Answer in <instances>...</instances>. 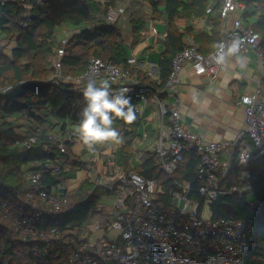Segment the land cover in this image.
<instances>
[{
  "label": "built area",
  "instance_id": "obj_1",
  "mask_svg": "<svg viewBox=\"0 0 264 264\" xmlns=\"http://www.w3.org/2000/svg\"><path fill=\"white\" fill-rule=\"evenodd\" d=\"M52 1L0 0V16L6 5H17L25 17L21 26L26 28L35 17V7L50 11ZM57 1L67 3L68 0ZM245 7L236 0H224L220 14L229 23L217 48L202 53L194 39L188 37L186 46L172 60L164 87L151 95L141 94L135 104L137 114L152 102L157 105L166 134L156 140L152 151L145 152L146 156L141 150L139 161L142 165L149 157H155L161 170L171 178L170 185L165 187L158 179L147 178L136 170H112L110 175L104 174L94 166L96 156L81 159L68 150L67 142L78 140L75 130L63 136L48 132L47 137L59 156L54 160L47 158L43 168L27 172L33 187L16 200L17 211L4 204L16 245L6 259L0 257V264H248L244 221L217 216L214 209L215 203L226 195L246 198L254 208L260 206L259 201L251 198L256 182L264 176V50L260 34L244 22L241 14ZM212 9L213 5L209 4L206 13ZM124 13L122 6L109 11L107 23L113 24ZM151 28V33L158 35V29ZM71 39L69 32L57 38L52 62L54 72L49 81L56 85L69 84L81 94L89 78L96 79L97 83L107 79L113 90L126 88L128 95L141 84L130 69L98 57H92L79 74L65 73L63 58ZM234 41H240L235 54H255L262 76L256 80L253 91L242 94L238 101L244 107L245 121L237 135L211 141L182 121L181 72L186 64H191L197 74L216 78L225 68L227 50ZM221 54L224 59L217 62ZM127 64L130 68L142 66L136 54L128 57ZM147 66L148 74L157 78L152 67L155 64ZM38 134L20 139L17 144L31 147L37 142ZM48 149L54 150L51 146ZM187 151H194L200 157L198 184L176 178ZM113 158L107 159V163H115ZM79 159L82 163L76 164ZM82 169L86 170L82 179H66L57 185L49 186L44 177L49 173ZM249 169L252 171H245ZM232 177L238 183L226 182ZM86 180L94 185L88 191L90 194L96 188H108L106 201L99 198L82 220L64 222L62 213L72 210L75 204L69 197ZM94 211L98 213L96 216Z\"/></svg>",
  "mask_w": 264,
  "mask_h": 264
},
{
  "label": "trees",
  "instance_id": "obj_2",
  "mask_svg": "<svg viewBox=\"0 0 264 264\" xmlns=\"http://www.w3.org/2000/svg\"><path fill=\"white\" fill-rule=\"evenodd\" d=\"M140 1L148 3L154 21L162 22L159 31L163 34V51L158 62L157 78L142 69L130 68L127 64L129 51L123 29L118 24H108L106 21L108 10L119 7L116 6V0L103 3L83 0L79 6H75L71 0L67 3L53 0L50 11L35 7V17L26 28L21 26L25 18L21 7L10 4L3 7L0 35L15 37L17 43L10 51L0 46V257L3 259L14 252L16 245L4 204L16 210V200L33 187L27 172L41 169L46 165L47 158L54 160L59 156V151L49 141L47 133L52 131L63 136L69 130H75L79 123V113L85 106L83 95L69 84L56 85L49 81L54 72L50 59L59 28L64 25L78 31L72 35L71 43L67 46L63 58L64 72H83L92 57L113 61L124 69L128 68L141 81L136 90L129 94L133 105L140 100L141 94L151 95L164 87L172 60L186 46L188 37L194 39L202 53H208L217 48L223 36L226 20L221 17L220 11L224 0ZM236 2L245 4V11L241 15L244 22L260 34L264 50V0ZM209 4L213 5V9L211 13H206ZM124 14L127 15L126 8ZM128 19L132 30V46L140 41L148 22L146 17L133 13L128 14ZM197 19H205L211 25L210 32L196 29L194 24ZM262 84L264 89V78ZM140 123L139 114L131 125L120 119L114 121L113 127L125 141L121 152L123 161L126 159L123 154L131 152L133 139L139 134ZM125 125L130 128L127 129ZM37 134L38 140L31 147L17 144L18 140ZM73 144L67 142L71 153ZM48 146L54 150L51 151ZM199 162L200 157L196 152L187 151L176 178L198 184ZM81 163L80 159L76 162ZM65 164H68V160ZM237 169L239 171V167ZM135 170L147 178L158 179L165 187L170 185L171 178L161 170L155 157H149ZM245 171L251 172L252 169ZM237 172L234 176H237ZM44 177L49 186L57 185L68 178V172L54 175L49 173ZM226 182L238 183L233 177ZM81 185L69 197L75 204L72 210L62 213L64 222H76L87 217L91 206L98 201L101 188L94 189L90 194L88 191L94 188L93 183L86 180ZM251 200L259 201L260 206L254 208L246 198L226 195L215 203L214 209L217 216L244 221L249 246L247 263L264 264V176L256 182Z\"/></svg>",
  "mask_w": 264,
  "mask_h": 264
},
{
  "label": "crops",
  "instance_id": "obj_3",
  "mask_svg": "<svg viewBox=\"0 0 264 264\" xmlns=\"http://www.w3.org/2000/svg\"><path fill=\"white\" fill-rule=\"evenodd\" d=\"M71 1L75 6L81 4L77 0ZM111 10H116V8L111 7L108 12ZM124 15H120L113 24H117L121 16ZM146 19L148 22L146 23L147 30L142 32L140 41L131 46L130 41L133 38L132 33H129L126 38L129 41H126V44L129 56L136 54L141 61L142 66H133V68L146 71L147 65L154 63L155 66H152L154 75L158 77V62L163 51V34L159 31L162 22L154 21L152 18L149 20V17ZM228 23V20H226V26ZM194 26L198 30L208 32L211 30V25L205 19H197ZM151 27L158 29V35L152 34ZM67 29H69L71 35L78 32L71 27H67ZM238 60H242L243 67H241ZM261 76L260 63L252 52L226 55L225 68L214 79H210L207 74H197L191 64H186L181 72L180 85L183 99L182 121L211 141L235 137L245 121L244 107L239 105L238 101L242 94L253 91L257 84L256 80ZM139 118L141 120L139 134L133 139L131 152L123 154L126 157L125 161H123L121 155L125 145L124 138L123 142L119 144L109 142L96 145L94 151H89L78 139L74 142L72 151L79 155L81 159L96 156L98 160L94 163V166L100 168L104 174L108 173L107 175H110L112 170L118 172L135 170L140 165L141 150H143V154L152 151L156 140L166 134L156 103L152 102L150 106L144 108L142 113L139 114ZM125 126L127 129L130 128L127 125ZM145 133L147 136H144ZM110 158H113V161L115 159V163L108 164L107 159ZM85 176V169L80 172L70 171L67 180L71 181V179L77 177L82 179ZM108 193V188H101L97 200L100 198L101 201H106Z\"/></svg>",
  "mask_w": 264,
  "mask_h": 264
},
{
  "label": "clouds",
  "instance_id": "obj_4",
  "mask_svg": "<svg viewBox=\"0 0 264 264\" xmlns=\"http://www.w3.org/2000/svg\"><path fill=\"white\" fill-rule=\"evenodd\" d=\"M240 41H234L228 48V54L239 51ZM224 55L217 57V62H222ZM243 67L242 60H238ZM128 89L113 90L107 79L97 83L96 79L89 78L83 89L85 106L79 113V123L75 128L78 139L89 151H94L96 145L106 143H122L120 132L113 127L114 121L122 120L131 125L137 120L135 105ZM245 102H248L247 100Z\"/></svg>",
  "mask_w": 264,
  "mask_h": 264
},
{
  "label": "rangeland",
  "instance_id": "obj_5",
  "mask_svg": "<svg viewBox=\"0 0 264 264\" xmlns=\"http://www.w3.org/2000/svg\"><path fill=\"white\" fill-rule=\"evenodd\" d=\"M116 1H117L116 6H122V7L127 9V15L125 14L124 16H121V18L117 22V24L120 25L121 28L123 29L124 36L126 38L128 37L129 33L131 34V31H132L131 25H130V22L128 19V14L130 15L131 13H133L137 16L142 15L143 17H146V18L149 17V20L151 19V13H150L151 9H149L147 2H142L140 0H116ZM66 32H69L67 30V27L62 25L57 32L55 40H57V38L59 36H61L62 34H65ZM126 41H129V40H126ZM16 44L17 43H16L15 37H9V35H0V46H2L3 49L10 51L11 49H13V47L16 46ZM53 55L51 56V59H50V65L51 66H52V62H53ZM97 214L98 213L96 211H94V216H96Z\"/></svg>",
  "mask_w": 264,
  "mask_h": 264
}]
</instances>
